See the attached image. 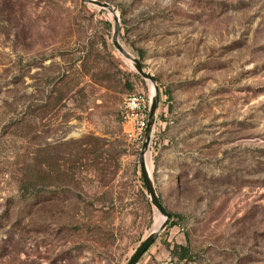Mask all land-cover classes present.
<instances>
[{
  "label": "rangeland",
  "instance_id": "rangeland-1",
  "mask_svg": "<svg viewBox=\"0 0 264 264\" xmlns=\"http://www.w3.org/2000/svg\"><path fill=\"white\" fill-rule=\"evenodd\" d=\"M157 89L170 215L136 264H264V0H96ZM83 0H0V264H125L163 218L121 102L153 95Z\"/></svg>",
  "mask_w": 264,
  "mask_h": 264
},
{
  "label": "water",
  "instance_id": "water-1",
  "mask_svg": "<svg viewBox=\"0 0 264 264\" xmlns=\"http://www.w3.org/2000/svg\"><path fill=\"white\" fill-rule=\"evenodd\" d=\"M83 1L99 9L106 10L111 14L112 22H113V32H112V37H111L112 47L117 51V53L123 59H125L131 65L134 72L141 79L149 82L153 88V95L151 99L149 100L147 122H146V126H145L144 133H143V139L140 144V149H139V153L137 157V165H138V170H139L140 178L142 181V185L144 188V192L148 198V201L150 205L155 209L157 214L163 218V220L159 224L157 229L151 231L145 236V238L141 241V243L137 246L136 250L130 256L128 261L125 263V264H136L139 258L141 257V255L154 242V240L156 239V236L166 227L167 222L170 220V215L167 212H165V210L163 209L155 193L153 184L151 182V179H150V176L147 170V163L145 159L146 153L149 148L151 132L154 126V116H155V110H156V105H157V89L154 85V82H155L154 78L151 75H149L147 72L143 71L140 63L136 59L131 57L127 52H125L121 48V46L118 44L117 42L118 25H117V18L115 16L114 7L106 3L98 2L96 0H83Z\"/></svg>",
  "mask_w": 264,
  "mask_h": 264
},
{
  "label": "built area",
  "instance_id": "built-area-1",
  "mask_svg": "<svg viewBox=\"0 0 264 264\" xmlns=\"http://www.w3.org/2000/svg\"><path fill=\"white\" fill-rule=\"evenodd\" d=\"M149 100V95L133 93L126 95L121 102L122 132L126 141L136 147L143 139Z\"/></svg>",
  "mask_w": 264,
  "mask_h": 264
},
{
  "label": "bare ground",
  "instance_id": "bare-ground-1",
  "mask_svg": "<svg viewBox=\"0 0 264 264\" xmlns=\"http://www.w3.org/2000/svg\"><path fill=\"white\" fill-rule=\"evenodd\" d=\"M145 159H146V163H147V153H146ZM157 227H158V226H157ZM154 230H155V229H154Z\"/></svg>",
  "mask_w": 264,
  "mask_h": 264
}]
</instances>
